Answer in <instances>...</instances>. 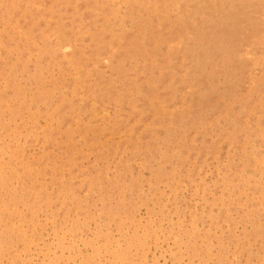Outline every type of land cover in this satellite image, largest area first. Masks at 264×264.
I'll return each instance as SVG.
<instances>
[{
	"label": "rangeland",
	"instance_id": "obj_1",
	"mask_svg": "<svg viewBox=\"0 0 264 264\" xmlns=\"http://www.w3.org/2000/svg\"><path fill=\"white\" fill-rule=\"evenodd\" d=\"M0 264H264V0H0Z\"/></svg>",
	"mask_w": 264,
	"mask_h": 264
}]
</instances>
